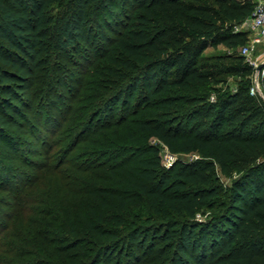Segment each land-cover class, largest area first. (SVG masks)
Instances as JSON below:
<instances>
[{
    "label": "trees",
    "instance_id": "16d2710c",
    "mask_svg": "<svg viewBox=\"0 0 264 264\" xmlns=\"http://www.w3.org/2000/svg\"><path fill=\"white\" fill-rule=\"evenodd\" d=\"M255 7V0H0V139L18 123L20 85L33 102L45 101L35 96L38 73L46 68L51 82L61 55L85 50L95 67L84 104L63 118L73 138L60 163L45 165L38 184L12 197L10 235L29 251L11 264H98L106 250L144 245L149 233L166 247L153 243L156 257L144 255L160 260L174 247L169 264H264V97L251 93L256 68L241 53L250 33L237 30ZM99 37L105 62H95ZM229 76L239 78L234 89ZM259 81L264 92V75ZM153 140L199 157L167 169ZM98 167L106 170L100 178L77 183L76 173ZM63 197H71L64 219ZM209 209L210 221H199Z\"/></svg>",
    "mask_w": 264,
    "mask_h": 264
},
{
    "label": "rangeland",
    "instance_id": "374dc122",
    "mask_svg": "<svg viewBox=\"0 0 264 264\" xmlns=\"http://www.w3.org/2000/svg\"><path fill=\"white\" fill-rule=\"evenodd\" d=\"M112 16L113 15H109V18L112 19L114 17ZM117 17L119 19L118 15ZM109 33L111 35L114 34L110 31ZM94 44L96 45L94 51L98 54L95 62H105V60H99V57L105 48V45L103 46L101 44L100 37L95 38ZM0 47H2L1 41ZM224 51V47L221 46L217 49L209 48L207 53H221ZM88 53L89 52L84 50L82 52H74L72 56L61 55V58L58 59L57 62L61 67V69L58 70L59 75L57 77L54 75L55 78H52L51 82H48L50 75L46 68H43L38 73V88H40V91L38 90L35 93V96L37 95L36 99L42 97L45 101H41L40 99L33 102L32 95L21 89L23 85H20L16 89V92L20 97L19 99L14 100L13 106L18 107L19 110V113L15 116L18 123L8 129V134L0 139V264H11L14 260V255L20 256V254L29 251V247H23L24 242L22 243L19 239L21 237H14L13 234L10 235L11 230L9 229V226L12 223L10 216L14 215L15 211L12 197L15 194V191L19 188L34 183L38 184L40 173L47 172L48 170L44 166L46 165L48 167V164H59L60 159L64 155V151L67 150V145L72 140L73 136L72 131H66L67 128H69V124L65 123L64 125L63 118L65 117V114H68L69 112V116L73 119L75 117L73 114L75 113L74 110H78L79 106L84 104L82 99L84 98L82 97L83 94L86 92L87 94L89 93V81L93 80L90 75H92L91 72L94 71L95 67H90V65H88L89 59L86 58ZM254 58L259 63V66L264 65V43L257 45ZM256 76L257 72L254 82L257 79ZM238 80L239 78L234 76L228 77V83L230 84L231 89L237 87ZM47 82L49 84H47ZM222 85L226 86V83H220L218 86ZM256 93L261 97H264L261 84L259 89L256 90ZM0 95L2 96L1 89ZM116 105V114L118 115L123 112L125 106L122 105V102ZM133 105H135V102L131 103L132 107ZM72 106H74V109L69 110ZM9 108L10 107H8V109ZM11 110L14 112L16 108H12ZM106 116L107 115H102L100 119L94 122L95 125H98L101 120L104 121ZM152 143L160 146L163 166L167 169L171 168L175 162H189L199 157L198 154H171L162 143L156 140H153ZM77 147L79 148V146ZM78 150L79 149L73 151L71 156L75 155ZM65 168L68 169L71 167L63 165L62 169ZM105 171L106 170L98 167L97 169L86 172H75L77 174L76 181L79 183V179H81V181L86 183L91 182V179H93L94 176L100 178V175H103ZM222 181L224 183L229 182V180ZM40 182L43 185L45 184L47 188L51 187L50 182L47 180L42 179ZM76 186L78 187L80 185L78 184ZM70 198L66 199V201L64 200V197L62 199L59 211L61 217L63 216L67 218L62 207L65 208L64 204L69 202ZM84 204H87V201L82 202L81 206H84ZM211 213V209L206 212H201L198 214L197 219L199 221H204V223H208L212 215ZM26 214L28 216L38 217L36 212L33 214V212L29 213L27 211ZM129 217L130 216H128V218ZM31 219H33V217H31ZM18 234L21 233L18 232ZM149 234L150 235L144 245L138 243L133 248L130 245L129 248V246L123 247L122 244L118 248L106 250L98 264H140V258H146L149 256V254L147 256L144 255L147 252L152 253L150 254L151 256L153 255L152 257H156V254L152 249V244L157 243L158 247L164 246V248L166 246L162 240H155L151 237V233ZM175 250L174 247H167L165 253L160 259L164 262H160L159 259H152L149 256V259L145 264H169L171 258L175 256ZM181 264H194V261L185 260Z\"/></svg>",
    "mask_w": 264,
    "mask_h": 264
},
{
    "label": "built area",
    "instance_id": "2783aa9c",
    "mask_svg": "<svg viewBox=\"0 0 264 264\" xmlns=\"http://www.w3.org/2000/svg\"><path fill=\"white\" fill-rule=\"evenodd\" d=\"M247 26V27H246ZM237 30H246L249 31V42L242 47L241 53L246 56L247 61L255 66L257 76L256 80L251 88V93L255 94L256 90L260 87L259 77L264 75V65L261 71L258 70L259 63L254 58V54L257 48V45L264 43V0L256 1V7L253 15L239 27ZM212 99L215 100V96H212Z\"/></svg>",
    "mask_w": 264,
    "mask_h": 264
},
{
    "label": "water",
    "instance_id": "95a60500",
    "mask_svg": "<svg viewBox=\"0 0 264 264\" xmlns=\"http://www.w3.org/2000/svg\"><path fill=\"white\" fill-rule=\"evenodd\" d=\"M263 68V65L259 66L258 70L261 71Z\"/></svg>",
    "mask_w": 264,
    "mask_h": 264
}]
</instances>
